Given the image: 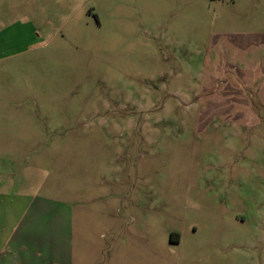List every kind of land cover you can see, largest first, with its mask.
<instances>
[{
  "label": "rangeland",
  "instance_id": "obj_1",
  "mask_svg": "<svg viewBox=\"0 0 264 264\" xmlns=\"http://www.w3.org/2000/svg\"><path fill=\"white\" fill-rule=\"evenodd\" d=\"M24 202L64 230L23 244L72 264H264V0H0V211Z\"/></svg>",
  "mask_w": 264,
  "mask_h": 264
},
{
  "label": "crops",
  "instance_id": "obj_2",
  "mask_svg": "<svg viewBox=\"0 0 264 264\" xmlns=\"http://www.w3.org/2000/svg\"><path fill=\"white\" fill-rule=\"evenodd\" d=\"M14 203L10 210L16 208L17 202ZM32 206L33 203H30L25 209L24 202L21 211H18L20 213H10L7 212L8 209L0 211V219L5 221L0 229L3 232L0 233V264H72L69 244L51 240L23 244L22 241L29 232H35L41 237L49 231L64 230L62 223L58 225L55 222L57 218L54 215H60L57 208L51 206L52 212L46 213L40 212L38 204H34L33 210ZM63 235L65 236L64 232Z\"/></svg>",
  "mask_w": 264,
  "mask_h": 264
}]
</instances>
